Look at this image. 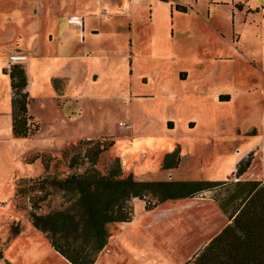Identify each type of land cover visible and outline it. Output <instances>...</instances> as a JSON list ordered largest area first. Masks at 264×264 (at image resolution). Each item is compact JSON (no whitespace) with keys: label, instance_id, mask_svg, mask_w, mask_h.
I'll use <instances>...</instances> for the list:
<instances>
[{"label":"rangeland","instance_id":"rangeland-1","mask_svg":"<svg viewBox=\"0 0 264 264\" xmlns=\"http://www.w3.org/2000/svg\"><path fill=\"white\" fill-rule=\"evenodd\" d=\"M15 1L0 0V15L9 14L10 7L18 5ZM74 1H67V6H76ZM175 1L188 6V13L177 14L173 26L162 3L153 4L149 22L146 1L140 2L145 8L138 4L133 9L131 22L122 20L114 27L99 26L98 17L92 16L99 33L85 38V43L97 49L102 46V52H108L113 60L105 68L102 60L92 70L98 74L97 82H85L79 88L67 86V99L44 85L32 90L29 107L39 123L34 135L14 137L9 115H0V264H70L30 221L29 200L35 186L25 180L44 174V168L39 159L29 164L25 160L36 153L53 155L49 171L65 176L91 167L80 157L82 163L69 168L72 154L81 156L90 140L111 139L113 145L95 164L101 172L117 157L123 165L122 174L132 173L141 181H223L227 176L234 178L238 163L249 157L250 164L238 179L264 177V77L260 67L248 60L250 55L264 69L261 25L244 26L243 48L234 49L227 40L232 28L230 9L238 0ZM247 3L264 6V0ZM235 16L238 30L240 15ZM8 19H1L0 40L9 42L17 27ZM74 21L77 24L78 20ZM108 32L119 35L108 38ZM75 40L78 42V35ZM118 55L122 56L115 57ZM212 55L225 57L215 61ZM81 66L80 80L85 75V66ZM68 68L54 66L47 74L67 73ZM178 69L187 72L185 79L175 78ZM251 84L256 89L248 92ZM65 85V79L58 83L62 94ZM216 88L232 94V99L214 103L211 94ZM197 91L203 93L180 96ZM167 93H171L169 99L157 98ZM129 94L153 97L129 101ZM165 117L174 123L167 134L161 129ZM103 134L109 135L100 136ZM174 148L184 156L182 161L175 167H162V155ZM232 188L229 182L192 197L165 200L152 210L145 209L143 200L133 198L132 219L107 225V244L92 264H185L227 224L214 198H222ZM62 202L60 191L54 190L37 212L58 209ZM13 228H17L16 234Z\"/></svg>","mask_w":264,"mask_h":264},{"label":"trees","instance_id":"trees-1","mask_svg":"<svg viewBox=\"0 0 264 264\" xmlns=\"http://www.w3.org/2000/svg\"><path fill=\"white\" fill-rule=\"evenodd\" d=\"M175 6L185 10L184 6ZM2 72L8 74L12 92V135L28 138L38 131L39 123L28 112L31 97L25 89L28 84L25 68L21 63H11L8 68H2ZM219 99L222 100L221 96ZM90 141L81 156L74 153L69 157V168L81 164L82 158L90 163L91 167L81 173L75 171L60 176L49 171V162L54 156L48 152L36 153L25 160L29 164L39 159L44 168V174L25 180L35 186L29 200L30 221L45 234L53 250L70 264H92L96 260L108 241L107 225L132 219L133 198L143 200L145 209L151 210L165 200L192 197L229 182L232 190L214 200L230 222L187 264H264V180L238 179L249 166V157L238 163L232 174L234 178L228 176L223 181H141L132 173L123 175L117 157L105 172L97 169L99 155L114 142L111 139ZM179 160V150L174 148L164 154L161 165L175 167ZM54 190L61 193V207L38 213L40 203ZM13 229L12 233L16 234L17 228Z\"/></svg>","mask_w":264,"mask_h":264},{"label":"crops","instance_id":"crops-1","mask_svg":"<svg viewBox=\"0 0 264 264\" xmlns=\"http://www.w3.org/2000/svg\"><path fill=\"white\" fill-rule=\"evenodd\" d=\"M67 1L73 3V0H56L52 3H50L49 0H39L35 5L34 0H17L15 2H18V5L11 6L9 9V14L6 13L5 15H0V26L1 19L9 16L8 20H10V24L17 27V29L15 30V34H13V38L9 40V42L11 43H9L8 40H0V115L2 113L6 114V116L9 115L10 124H8L10 127L12 92L10 89L9 76L7 73L2 72V68H8L11 63L23 64L28 79V84L25 89L28 92L29 96L32 90H38L39 88H42V85H44L48 89H50L53 94H55L56 91L59 93V96L65 95L67 99L68 96L65 94L67 86L70 85L79 88L82 83L89 81H91L92 83L97 82L98 74L96 71L92 70H95L97 65H99L100 61L102 60H104L102 68L108 67V65L113 60L110 58L108 52H102L105 51L104 49H101L102 46H98L99 49H97L96 46L85 43V38H88L89 36L93 37L99 33L96 29V26H94L92 22V16L98 17L99 26H103V24L105 23V27L117 26L118 23L122 22V20L123 22H131L133 18V9L138 6V4L142 6V4L140 3L141 1H146V6H148V9L150 10V15L148 16L149 22L152 21L151 7L154 3H162L166 9V12L167 10H169L170 26H173V24H175L174 19L177 14L186 15L188 13V6L179 4L175 0H75L74 2L77 3L76 6H67ZM232 1L234 3V0ZM247 2L248 0H244L243 2H240L238 0L234 4L239 6L231 7V37L229 38V40H227V42L234 49L236 48V46L242 49L243 47L241 44L243 42L242 38L244 37L242 33L243 27H247L257 22L255 26H258L257 24H260L263 29L262 35H259V37L262 38L261 48L263 50L262 56L264 57V6H250V4ZM242 3H244V5L246 6H242ZM175 5L184 6L185 10L178 9ZM142 7L145 8V6ZM209 8L210 6H207V15H209L210 12ZM235 13H238L240 15L239 17H237L241 26L238 30L234 27V20L236 17ZM67 18H74V20H78L77 24H73L70 26L71 31H74V33H80L81 39H79L78 42H76L75 40V35H66L64 23L66 22ZM184 25L185 27H187L188 23L185 22ZM214 26L217 30H220V27L218 25ZM1 32L2 31L0 28V35ZM171 32L173 33V29L171 30ZM108 33V38L113 36L118 37L119 35L117 33ZM74 42H76L78 46L74 45ZM24 43H26L25 46L23 45ZM115 43L117 44L118 41H116ZM247 53L248 52L245 51V54ZM121 56L122 55H118L115 57ZM212 56L214 57L213 59L215 61L221 59L222 57H225L224 55ZM121 59L127 61V58ZM82 60L85 62L83 63ZM248 60L251 64H253V66L260 67L264 77V69L261 65H258L256 59H253L249 55ZM81 63L85 66V75L80 80L79 74L81 72V69L83 68L81 66ZM54 66H60L62 68H64V66H69V68L67 69V73H59V75L53 76L48 75L47 71ZM39 72L44 75V79L41 78ZM76 74L78 75L76 76ZM90 76L92 77V80H90ZM174 76L175 78L179 77V79H185L187 77V72L184 70L179 71L178 69L174 72ZM62 79H65L66 82L63 90L64 94H62V90L58 86V83ZM103 81H106V79H104ZM143 81H145L146 83L147 78L144 77ZM170 81L172 82V79ZM249 87L250 88L248 89V92L256 89L255 85L253 86L252 84ZM202 93L203 91L189 92L186 94H181L180 96H196L199 94L201 95ZM170 94L171 93L161 94L158 95L157 98L164 97L163 100H167L169 99ZM231 95L232 94L230 93H221V90L216 88V90L211 94V98L214 103L219 104L222 101H230L232 99ZM219 96H221L222 100L219 99ZM149 97L152 98L153 96L151 94H129V101H131V99L143 100ZM32 100L33 99L31 97L30 102ZM75 102L78 103V100L75 99ZM29 104L28 112L35 118L33 113L30 111ZM163 122L165 123L166 127H161V129L167 134L168 129H171L174 126V123L173 121H168L167 117H165ZM127 126L128 128L131 127L128 123ZM190 126L192 125L190 124ZM104 135L109 134H103L100 136ZM164 154L162 155L161 160ZM179 156V162H181L184 156H182L180 152ZM121 166L123 167L122 164ZM262 180H264V177H262L261 181ZM166 202L163 201L161 203H158L156 206L158 207L162 204H165ZM168 206L169 204L166 208H169ZM155 208L156 207H154L153 209ZM229 222L230 220H227V223ZM207 242L205 241V243L202 244L201 249ZM197 253H195V255ZM187 262L185 264H187Z\"/></svg>","mask_w":264,"mask_h":264},{"label":"built area","instance_id":"built-area-1","mask_svg":"<svg viewBox=\"0 0 264 264\" xmlns=\"http://www.w3.org/2000/svg\"><path fill=\"white\" fill-rule=\"evenodd\" d=\"M75 24L74 18H67L66 22L64 23L65 29H66V35H78L79 39H81L80 33H74L73 31L70 30V26Z\"/></svg>","mask_w":264,"mask_h":264}]
</instances>
